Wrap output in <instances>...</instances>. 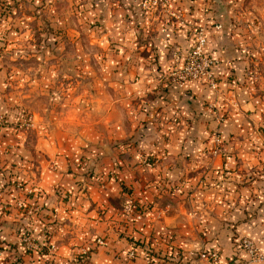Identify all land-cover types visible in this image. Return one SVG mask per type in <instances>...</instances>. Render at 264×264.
Returning <instances> with one entry per match:
<instances>
[{"label":"crops","instance_id":"1","mask_svg":"<svg viewBox=\"0 0 264 264\" xmlns=\"http://www.w3.org/2000/svg\"><path fill=\"white\" fill-rule=\"evenodd\" d=\"M92 1L110 19L124 22L111 31L125 34L129 46L112 66L125 59L128 70L123 78H95L110 100L104 108L98 102L105 113L98 125H81L77 133L50 128L51 146L30 158L29 173L14 165V178L32 180L42 198L36 212L29 196L22 208L12 201L1 207L0 264H10L24 247L22 230L40 245L56 244L51 255L65 262L88 250L93 264H203L198 252L215 249L220 264H243L248 254L234 234L252 237L264 252V140L258 123L264 104L258 102L260 92L244 83L247 64L259 65L258 78L263 76L264 15L250 1L235 9L225 0L229 20L217 26L208 0H170L168 11L143 9L140 0ZM190 24L205 27V51L220 61L213 73L239 104L222 127L225 139L233 138L216 157L202 151L214 127L208 105L214 91L197 79L179 86L165 77L174 50L180 49L182 64L193 42ZM118 72L123 73L113 74ZM231 73L240 82L235 89ZM97 89V95H106ZM150 157H156L154 165L144 162ZM203 166L205 183L199 188ZM236 166L239 171L230 172ZM250 168L257 175L241 184L243 169ZM222 173L233 180L221 181ZM129 204L139 218H124Z\"/></svg>","mask_w":264,"mask_h":264},{"label":"rangeland","instance_id":"2","mask_svg":"<svg viewBox=\"0 0 264 264\" xmlns=\"http://www.w3.org/2000/svg\"><path fill=\"white\" fill-rule=\"evenodd\" d=\"M245 1H250L248 5H253L255 11L264 15V0H242L241 3L231 0L230 4L236 9L243 7ZM207 8L212 10L214 21L219 22L217 26L229 20V4L225 0H208ZM103 9L92 0H0V219L3 215L1 204L7 205V201L16 204L28 196L34 202L42 198L36 193L37 189L27 191L29 187L36 188L32 180L14 178L18 174L13 171L14 165L29 173L33 167L28 162L30 158L36 152L45 154V150L51 146L50 128L77 133L81 125L90 124L89 127H92L91 124H96V120L105 114L98 109V102L104 108L110 100L104 85L95 78H112L113 75L123 78L128 70L125 59L120 66L115 63L112 66L116 56L124 58L129 46L125 34L111 31L113 27H124V22L120 23L117 18L110 19ZM141 40V37L135 40V45L139 46ZM247 65L244 83L251 84L257 94L260 92L258 102L264 104V66L261 68L263 76L258 78L260 66ZM117 70L123 73L113 74ZM231 75L233 78L228 81H231L230 87L235 89L239 81L233 73ZM99 86L106 93L105 96L97 95ZM213 91L215 97L208 105L213 113L214 127L209 133V147L202 151L216 157L226 153L225 144L233 138L225 139L222 127L231 109L238 108L239 104L237 96L223 92L219 83ZM258 123L261 139L264 140V114ZM35 127L40 131V139L35 135ZM85 132L90 131L86 129ZM155 158L148 159L151 161ZM236 171H239L237 166L230 170L233 173ZM205 172L203 166L197 182L199 188L204 186ZM228 175L222 173L221 181L233 180ZM256 175L254 168L243 169L242 183H239L247 184ZM7 180L10 183L6 186L3 183ZM23 232L21 238L25 233H30ZM234 236L238 240L249 237ZM249 238L261 251L258 243ZM2 249L5 247H1L0 240V260ZM250 261L253 262L247 256L243 264ZM254 262H264V258Z\"/></svg>","mask_w":264,"mask_h":264},{"label":"built area","instance_id":"3","mask_svg":"<svg viewBox=\"0 0 264 264\" xmlns=\"http://www.w3.org/2000/svg\"><path fill=\"white\" fill-rule=\"evenodd\" d=\"M168 0H140V5L143 9L152 11H168ZM173 16L183 21L181 14L170 11ZM190 33L193 35V42L184 55V60L182 64L180 49L176 48L173 52V59L170 68L165 76L170 80L175 82L179 86L185 85V83L192 79H197L204 82L212 90L218 88V80L213 73V66L217 63V59L208 54L205 51L206 37H205V27L196 26L190 24ZM144 162L147 165H154L155 159L146 158ZM2 188V184H1ZM33 187L27 189L28 192H33ZM17 207H24V201L18 200L16 202ZM36 209H40V205L35 206ZM126 214L130 216L131 219H137L140 217V211L136 209L133 204H129L126 209ZM22 242L25 243L27 249H35L39 251L41 245L36 243L34 238L30 233H25L22 236ZM98 243H102V240L98 239ZM239 244L248 254V258L252 261H259L264 258V254L257 248L253 240L249 237H241L239 239ZM56 248V244L49 243L47 249L51 253ZM84 255L83 264H93L91 259L88 257V250H83ZM133 255V252H129ZM198 258L202 260L203 264H220L221 255L218 250H200L198 252Z\"/></svg>","mask_w":264,"mask_h":264},{"label":"trees","instance_id":"4","mask_svg":"<svg viewBox=\"0 0 264 264\" xmlns=\"http://www.w3.org/2000/svg\"><path fill=\"white\" fill-rule=\"evenodd\" d=\"M10 181L7 180V182H4L3 184H5L7 186V184H9ZM121 186L125 189L126 186H124V183L120 182ZM37 194L41 195V191L40 190H36ZM24 201V205L27 204L26 199L23 200ZM37 202L32 203V208L33 211L36 212L37 210L35 209V205ZM3 205L1 204V207ZM126 220H131L129 215H125L124 217ZM24 230L21 231V234ZM26 231V230H25ZM24 233V232H23ZM2 239H1V247L4 246L2 243ZM49 241L45 242L44 244L41 245V249L39 251L35 250V249H27L24 247H20L19 248V254L16 256V258L14 260L10 261V264H83V259H84V255L80 252L78 253L75 258L71 261V262H65L63 260H59L57 261L52 255L51 253H49L47 247L49 245ZM25 257H27L28 263H25ZM4 259V258H3ZM3 259L1 258V261H3ZM9 259H7L8 261Z\"/></svg>","mask_w":264,"mask_h":264}]
</instances>
